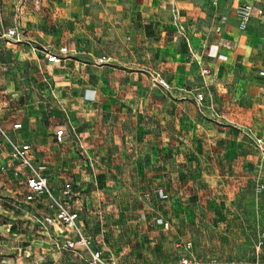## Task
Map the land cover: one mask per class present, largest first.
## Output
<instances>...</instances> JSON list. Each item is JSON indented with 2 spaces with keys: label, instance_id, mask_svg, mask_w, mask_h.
I'll list each match as a JSON object with an SVG mask.
<instances>
[{
  "label": "crops",
  "instance_id": "1",
  "mask_svg": "<svg viewBox=\"0 0 264 264\" xmlns=\"http://www.w3.org/2000/svg\"><path fill=\"white\" fill-rule=\"evenodd\" d=\"M213 1L24 0L17 11L0 0L2 125L48 165L55 192L72 184L77 224L113 264L174 263L184 227L230 220L264 185V20L240 30L235 1ZM3 165L0 264H85L51 246L73 231L39 229L45 204L25 201L5 144Z\"/></svg>",
  "mask_w": 264,
  "mask_h": 264
},
{
  "label": "built area",
  "instance_id": "2",
  "mask_svg": "<svg viewBox=\"0 0 264 264\" xmlns=\"http://www.w3.org/2000/svg\"><path fill=\"white\" fill-rule=\"evenodd\" d=\"M234 13L238 19V28L245 30L247 23L252 17H257L260 20H264V8L254 7L246 0H234ZM24 0H17L15 8L18 11ZM7 36L16 35V28H8L6 31ZM61 53L68 52L67 47L60 49ZM48 61L53 63H60L62 59L53 53L47 52L45 54ZM103 58L98 59V63H102ZM209 73V69L201 68L200 75L203 77ZM260 76H264V70L259 72ZM154 82L162 87H169L168 83L159 75H156ZM196 101L200 103L202 101V93L196 94ZM13 129L21 128L20 123H15L12 126ZM54 134L57 142L61 143L69 138V134L63 125H59L55 128ZM7 146V156L16 162V166L13 167L11 173L15 177L20 175L24 177V185L26 188L25 201L30 202L33 200H43L46 214L35 217V221L39 225V229L49 234V227L55 224L63 225L74 232V235L65 236L62 238L52 237L51 246L57 252H68L76 256L85 264H113L110 260L103 256L100 249L94 247V239L90 234L85 233L81 227L77 224L78 212L70 208L66 199L71 195L72 184L67 182L58 191L55 192L49 184L48 180V165L44 162L36 161L31 152L32 147L29 143L18 142L12 138V136L5 130L0 119V149L3 145ZM2 171H6V166H1ZM264 185L257 184L255 186V192H261ZM158 194L163 196L162 190H158ZM156 223L161 224L163 228L168 229L170 223L164 221L161 218L156 219ZM175 248L179 251V257L174 263L165 264H200L201 262L192 254L189 249L190 243L183 241H177ZM264 248V231H260L257 234L255 243V249L258 251ZM253 264H264V259L258 255L254 259Z\"/></svg>",
  "mask_w": 264,
  "mask_h": 264
},
{
  "label": "rangeland",
  "instance_id": "3",
  "mask_svg": "<svg viewBox=\"0 0 264 264\" xmlns=\"http://www.w3.org/2000/svg\"><path fill=\"white\" fill-rule=\"evenodd\" d=\"M260 3L264 5V0ZM226 6L227 14L232 6ZM212 7L220 8L219 1H213ZM257 28L258 34L264 36V28L259 24ZM260 47L264 48V42H260ZM7 219L0 214V229ZM260 231H264V188L259 193L255 192L252 204L242 206L233 218L224 223L212 225L199 220L184 227L182 240L191 244L189 252L200 264H253L257 255L264 258V248L258 253L255 249ZM174 258L176 262L177 256Z\"/></svg>",
  "mask_w": 264,
  "mask_h": 264
}]
</instances>
